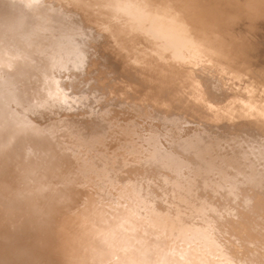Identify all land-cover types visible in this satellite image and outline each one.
<instances>
[{
  "label": "rangeland",
  "instance_id": "rangeland-1",
  "mask_svg": "<svg viewBox=\"0 0 264 264\" xmlns=\"http://www.w3.org/2000/svg\"><path fill=\"white\" fill-rule=\"evenodd\" d=\"M2 1L12 3L6 6L12 12L0 17V125L18 129L29 153L31 138L51 154L66 153L62 161L70 163L61 162L63 169L79 179L76 186L67 177L55 182L59 193L68 183L73 191L82 185L75 191H82L74 202L79 208L90 199L85 187L94 189L96 208L111 213L129 201H121L128 188L137 202L132 220L120 221L123 229L113 228L109 238L130 245L141 238L140 247L164 260L189 264L207 255L215 264H264V44L246 56L233 45L247 16L238 11L246 7L238 9L234 0H152L154 15L151 0ZM127 7L138 15L123 14ZM162 15L187 21L194 47H173L151 30L170 23ZM125 19L135 23L123 25ZM95 189H102L96 193L102 200ZM127 225L136 230L123 231ZM111 243L107 238L102 246L109 250Z\"/></svg>",
  "mask_w": 264,
  "mask_h": 264
},
{
  "label": "bare ground",
  "instance_id": "bare-ground-1",
  "mask_svg": "<svg viewBox=\"0 0 264 264\" xmlns=\"http://www.w3.org/2000/svg\"><path fill=\"white\" fill-rule=\"evenodd\" d=\"M5 1H7V2H5ZM5 1L4 2L6 4L9 3L8 0H5ZM9 1H11V0H9ZM98 1H100V0H98ZM125 1H128V0H124V2ZM139 1H137L136 3H139ZM154 1H156V0H154ZM154 1H152V0L150 1V6L152 5L151 2L153 3ZM197 1L199 2V0H197ZM18 2L20 3V1H18ZM104 2H105V0H104ZM131 2H132V0H131ZM158 2H160V1H158ZM162 2H164V0L163 1L161 0V4H162ZM165 2L163 4H165ZM225 2H227V1H225ZM133 3H135V2H133ZM141 3L142 2H140L139 7H142ZM155 3H157V2H154V4ZM169 3L166 2V4H168V5H169ZM181 3H182V1H181ZM1 4L2 3L0 2V17L2 16L1 14L3 12L6 14L12 12V11H10L9 8H6V6L7 7L11 6L12 3L11 4L9 3L10 4V5L8 4L9 6L6 4H5L6 6H3ZM16 4H15V6H19L21 4L20 6L22 7V3H20L19 5H16ZM124 4L125 3H123V5ZM144 4H146V3H144ZM148 5L147 4L143 5V7L148 6ZM1 6L4 8H2ZM126 6H128V5H126ZM134 6H136V5L134 4ZM170 6L171 7L174 6V5L172 6V2H171ZM184 6H185V4H184ZM120 7H123L122 4ZM139 7L137 5L136 8H139ZM151 7H153V6H151ZM154 7L152 9H155ZM160 7H162V6H160ZM11 8H12V6H11ZM99 8H100V6L98 7V9ZM127 8H129V7H127ZM127 8H126L127 12H125V9H122L123 12H125L123 14L128 13L129 10H130L129 14L131 13V11H132L131 8H129V9H127ZM156 8H158V7H156ZM170 8L168 9V7H166V9H168L169 12L167 10L165 13L168 12L167 14H169V13L172 14V11L170 12ZM173 8H175V7H173ZM173 8H172V10L174 11ZM219 8H217V10ZM229 8H230V6H229ZM144 9H146V7ZM144 9H143V11H145ZM161 9L163 10V8H161ZM164 9H165V7H164ZM221 9H223V8L221 7ZM87 10L85 12H87ZM134 10H136V9H134ZM150 10L151 9H149L148 11L151 12ZM185 10H187V9H185ZM201 10L203 11V9H201ZM141 11L142 10L139 11L140 12L139 15L142 14ZM148 11L147 12L145 11V12L149 13ZM155 11H156V9L154 10L153 14L154 13L158 14L157 13L158 11H156V12ZM180 11H181V9H180ZM162 12L160 14H162ZM176 12H178V10ZM179 12L176 14H179ZM187 12H188V10H187ZM21 13H23V11L20 12V14ZM91 13H89V14H91ZM99 13H101V11L98 12V15H101ZM132 13H131V15H132ZM174 13H173V15H174ZM212 13H213V11H212ZM222 13H224V12H222ZM234 13H235V11H234ZM102 14H104L103 11H102ZM133 14H136V12L134 11ZM144 14H142V15H144ZM160 14H159V17H160ZM171 14H169L170 15L169 18L171 17V20H172L173 17L171 16ZM180 14H182V13H180ZM8 15H10V14H8ZM17 15H19V14H17ZM17 15H16V17H18ZM136 15H138V13ZM142 15H141L140 20H142V17L144 18V16H142ZM147 15L148 14H146V16ZM152 15L150 17L151 20L155 17V16L152 17ZM164 15H162V16H164ZM213 15H214V13H213ZM11 16H9V17H11ZM105 16H102V17H105ZM146 16H145V18H147ZM156 16L158 17V15H156ZM165 16H167V15H165ZM183 16H185V14ZM13 17H14V15H13ZM19 17H20V15H19ZM134 17L138 18L140 16H138V17L132 16V17H127V18L129 19V18H134ZM186 17H187V14H186ZM200 17H202V16H200ZM215 17H217V16H215ZM1 18H4V16ZM97 18H98V16H97ZM110 18H112V16ZM124 18H126V17H124ZM165 18H167V17H165ZM165 18H164V20H161L162 22L160 21L159 18H157V20L163 24V21L165 22L166 20L169 19V18H167L165 20ZM193 18H194V16H193ZM5 19H8V17H6ZM19 19L21 20V18H19ZM23 19H22V21H23ZM114 19L116 21V18H114ZM161 19H163V18H161ZM219 19H221V18H219ZM9 20H7V22L11 23V21L13 19L10 20V22H9ZM133 20H127L126 21V19H125L124 22H122V24L125 23V21L126 22L131 21L129 23L131 25ZM147 20L149 21V18ZM151 20H150V22H151ZM176 20H177V18H176ZM178 20H177V23H179V26H177V27L175 26L177 24V23H175V20H173L174 21L173 22V21H170V19H169L168 22H170V23L173 22L174 24L171 25L170 23L168 24L166 22L165 24H168V25L163 26L164 25L163 24L161 26L159 23L158 24L160 26L159 30H158L157 25L155 24L156 25L155 27H157V29L155 28V29H151V30H155V31L157 30L158 32L156 31V34H159V36H163V38L166 40V42L173 47H176V48L177 47H189V48L194 47L193 44H194V41H196V38L192 37L195 35L194 32L191 31L192 29L190 28L187 21H185V23H184V20H182L181 17H180V22ZM136 21H137V19H136ZM158 21H155V22L158 23ZM24 22L25 21H23V23ZM97 22L95 21V23H96L95 25H97ZM104 22H106V21H104ZM133 22L135 23V21H133ZM143 22H141V23H143ZM155 22H151V23L153 24ZM231 22H233V21H231ZM0 23H1V21H0ZM3 23H4V19H3ZM17 23H18V21H17ZM137 23H140L139 18H138ZM147 23H149V22H147ZM217 23H218V21H217ZM228 23L229 22L226 21V24H228ZM11 24H12V26H11ZM11 24H9L8 26L13 27L14 22ZM125 24H123V25H125ZM145 24H146V22H145ZM186 24L188 26H186ZM15 25H16V22H15ZM15 25H14V27H15ZM19 25H22V24H20V22H19ZM19 25H17V27ZM110 25H108V26H110ZM130 25H129V27H130ZM146 25H148V24H146ZM169 25H171V26L174 25V26L171 27ZM217 25L220 26L219 24H217ZM223 25H225V24H223ZM237 25H239V23ZM68 26H69V24H68ZM100 26L101 25H99V28H100ZM145 26H143V27H145ZM1 27H2V23H1ZM114 27H116V26L113 25V28ZM120 27H122V26H120ZM152 27L154 28V26H152ZM3 28H4V25H3ZM18 28H21V27H18ZM18 28H16V29H18ZM131 28H133V26H131ZM196 28H198V30L200 29L199 27H196ZM59 29H61V28H59ZM66 29H67V27H66ZM104 29H105L104 31L107 32L106 28H104ZM235 29H237V28L235 27ZM114 30H116V29H114ZM114 30H111V31L114 32ZM117 30H118V28H117ZM6 31L12 32L11 28H8V27L6 28ZM120 31H122V29ZM129 31H131V29ZM155 31H153V32H155ZM258 31H259V29H258ZM62 32H64V31H62ZM118 32H119V30H118ZM189 32L192 33L193 35L192 36L189 35L188 34ZM59 33H61V32H59ZM225 33H227V32H225ZM10 34H12V33H10ZM109 34H111V33L109 32ZM15 35H17V34H15ZM33 36H32V38H33ZM206 36H207V34H206ZM229 36L227 38H229ZM234 37H237V36H234ZM58 39H59V36H58ZM193 39H194V41H193ZM199 39L200 40L202 39L201 36L199 37ZM23 40H24V38H23ZM227 41H225V42L228 43ZM25 42H26V40H25ZM28 42L29 41L27 40V43ZM222 42H224V41L222 40ZM29 43H31V42H29ZM190 43H192V44H190ZM197 43H199V42H197ZM203 43H205V42H203ZM15 44H17V43H15ZM22 44H23V42H22ZM229 44H230V41H229ZM188 45H190V46H188ZM203 46L205 47V45H203ZM224 46H221L220 48H222ZM216 47L218 48V46H216ZM226 47H228V46H225L224 48H226ZM263 48H264V45H263ZM20 49H22V48H20ZM228 49H227V51H228ZM230 50L232 51L231 48H230ZM230 50H229V52H231ZM233 50H234V48H233ZM256 50H258V49H256ZM260 50H261V47L259 49V52H261ZM13 51H14V47H13ZM262 54H263V52H262ZM27 55H28V52H27ZM263 57H264V55H263ZM242 59H244V58H242ZM252 59H254V58H252ZM243 63H244V60H243ZM131 67H134V66H131ZM17 72H19V71H17ZM127 72H128V70H127ZM129 72H130V70H129ZM134 73H136V70L134 71ZM15 74H16V72H15ZM0 119H1V117H0ZM5 127H7V128H5ZM17 130L18 129L15 130L14 128H10L7 125H3V124L0 125V153H3L2 154L3 156L0 158V183L3 186V187H1L2 189L0 191V264H46L48 262H49V264H176V262L173 260L167 261V260L163 259L165 257L162 258V257L156 256L154 254V250H152L151 248L140 247L142 244L141 238L129 240L132 245L125 243L127 240H122L117 234L116 235L119 239H110L109 238L113 232H115V231L119 232L118 231L119 228L123 229L122 226L118 225L120 223V221H124V223L126 221L127 223H129L132 220V214H134V211H135L133 207L137 206V202H135V200L133 198V194L131 193V191L128 188H125V187H123L124 189L121 188L122 189V191H121L122 195L120 193L119 194L122 197L121 201L124 200V198H128L126 200H129V201L121 202V204H120L121 206L117 205L118 208L115 209L114 212H111L112 214L109 213V211L105 212V210L99 211L101 205L99 206L97 204L98 202H95V203L92 202L94 200L93 193H92L94 191V189H93V191H91L88 188L90 191L89 190L87 191L86 187H85V191L87 192V196H89L90 199H88L87 202L83 201L82 202L83 204L79 203V208H77V207L75 208L74 202H77L79 197L80 198L82 197L81 193H80L82 191H80L79 194L75 193V191L80 189V187H83V186L78 185L80 187H78V189L73 191V188H71L70 186H69L70 188L68 187V185H69V183H68V185H66L67 186V192L64 193L66 190L64 189V192H63L61 189L62 192L59 193V191H58L59 187L57 185H60V183L55 185L56 184L55 182L58 183V181L61 178L63 180L67 181V179H65L67 177L69 181H73V182L78 181V179H79V176H74L75 178L73 177V173L71 171L72 169H70V171L66 170L67 168L65 169L66 171L63 169V167H65V165H62V164L63 163L66 164V162H69V160L66 162L62 161L65 158L68 159L67 158L68 156H66V153H65V155H63L62 153H58L59 155L58 154H55V155L51 154V152L48 151V149L44 146V144L42 142H40L37 139L35 140V138L28 139V137H27L28 141L33 146L32 150H34L33 153H29L28 147L25 146V139H23L21 137V135L19 136V134L16 133V132H18ZM6 134H8V136H9L8 138H5ZM20 138H22L23 141H21L22 139H20ZM59 157H60V159H59ZM61 162H63V163L61 164ZM86 171H88V170H86ZM82 172L84 173V171H82ZM89 172H90V170H89ZM89 172H87V173H89ZM84 174H85V177H87L86 172ZM101 175H103V174H101ZM94 176H95V174H94ZM96 176L98 177V175H96ZM103 177H105V176H103ZM103 177H102V179H105ZM91 179H93V178H91ZM81 180L84 182L86 181L83 177V179L81 178L79 180V183ZM69 181H67V182H69ZM84 182L83 183L81 182V184L85 185ZM93 182L94 181L92 180V185H94L97 181L94 184H93ZM62 183H64V182H62ZM76 184L77 183L75 182L74 185L76 186ZM64 185H65V183H64ZM74 185H71V186H74ZM90 186L91 185H89V187ZM96 186L99 187L98 184ZM96 186H94L93 188H95ZM104 186H105V184H104ZM111 188H113V187H110V191H111ZM107 189H109V187ZM114 189H117V188H114ZM52 190H55V192ZM95 190H97V189H95ZM101 190L102 189H100V191L97 190L95 192V195H94L95 198L97 196L96 193L103 192ZM78 191H76V192H78ZM113 191H111V192H113ZM115 193H116V191H115ZM83 194H85V193H83ZM78 195H80V196L78 197ZM107 195L108 194H106V196ZM99 196L101 197V195H99ZM84 197H85V199L83 198V200H86L85 195H84ZM97 198H98V196H97ZM101 198L103 199L104 195ZM101 198H98V199L100 200ZM106 199L110 200L109 197ZM106 199L104 200V202L106 201ZM115 199L117 200L118 198H114V201H115ZM84 203H86V204H84ZM108 203H111V202L109 201ZM114 203H117V201ZM114 203H113V205H115ZM113 205H111V206H113ZM76 206H77V203H76ZM96 206H99V209L96 208ZM109 206L107 204V206L105 208L107 209V207H109ZM96 209H98L97 212H96ZM82 211H84V212L82 213ZM126 227H128V228L124 229L123 231H125L127 233H129V230L131 232H133V230H136L133 225H127ZM113 228L115 231L113 230ZM20 230L22 231V233H20ZM23 230H28V232H26L28 234L24 233ZM123 231L121 232V234H124ZM188 234H191V233L188 232ZM28 238H29V240H28ZM107 238L112 242L111 246H110L111 249H109V250H105L104 247L102 246V244L104 243V241ZM16 242H18V243H16ZM208 259H209V257H207V255L206 256L200 255L199 259L189 261V264H215L214 262L211 261L212 259H209V260Z\"/></svg>",
  "mask_w": 264,
  "mask_h": 264
},
{
  "label": "water",
  "instance_id": "water-1",
  "mask_svg": "<svg viewBox=\"0 0 264 264\" xmlns=\"http://www.w3.org/2000/svg\"><path fill=\"white\" fill-rule=\"evenodd\" d=\"M234 2L238 9L242 8L241 5H244L248 10L240 9L238 11V14L243 12L247 16L242 18L243 22H240L244 27H238V31L235 33L237 38L233 45L241 55L248 52L251 54L260 48L261 45L258 43L264 44V29L260 28L264 27V1L234 0Z\"/></svg>",
  "mask_w": 264,
  "mask_h": 264
}]
</instances>
